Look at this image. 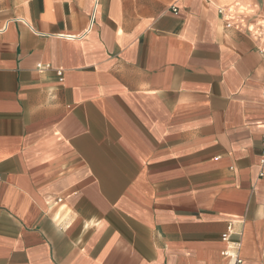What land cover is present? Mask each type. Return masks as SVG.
<instances>
[{
	"label": "crops",
	"instance_id": "1",
	"mask_svg": "<svg viewBox=\"0 0 264 264\" xmlns=\"http://www.w3.org/2000/svg\"><path fill=\"white\" fill-rule=\"evenodd\" d=\"M262 51L264 0H0V264H264Z\"/></svg>",
	"mask_w": 264,
	"mask_h": 264
},
{
	"label": "built area",
	"instance_id": "2",
	"mask_svg": "<svg viewBox=\"0 0 264 264\" xmlns=\"http://www.w3.org/2000/svg\"><path fill=\"white\" fill-rule=\"evenodd\" d=\"M174 12L177 13V9H174ZM218 12L221 15L224 14V10L223 9H219ZM225 23H226V27H228V28L229 27H233V26H235V27L238 26L235 23V20L234 19H225ZM262 53L264 54V51H262ZM37 68H38L39 71H44V70L48 69L49 66L48 65L46 66V65L39 64V65H37ZM58 75L62 78L63 72L61 70L58 71ZM263 141H264V139H263ZM262 163H264V157H263ZM229 235H230V230H228V232L225 233L222 236V240L227 243V247L222 252V256L224 258H228L231 261L232 264H243V260L239 256V247H238V245H232V244H230V242H229Z\"/></svg>",
	"mask_w": 264,
	"mask_h": 264
}]
</instances>
